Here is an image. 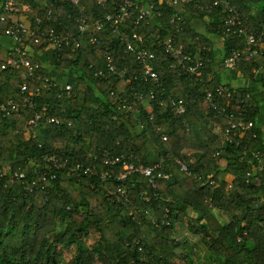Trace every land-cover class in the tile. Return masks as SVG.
Masks as SVG:
<instances>
[{"label": "trees", "instance_id": "16d2710c", "mask_svg": "<svg viewBox=\"0 0 264 264\" xmlns=\"http://www.w3.org/2000/svg\"><path fill=\"white\" fill-rule=\"evenodd\" d=\"M24 1L32 4L33 13H5L0 36H6L13 21H24L32 31L36 16L51 5L54 19L46 27L76 29L82 6L93 23L120 0H105L102 5L96 0ZM229 1L250 31L264 32V0ZM174 11L162 1L149 18L135 22L133 16L121 27L128 35H142L144 45L153 51L150 66L157 80L145 74L143 63L126 50L109 22L103 30L86 33L76 49L69 43L61 57L54 54V68L63 74L60 80L36 53L46 43H34L35 34L29 32L33 72L24 93L20 76L28 75V69L11 67L0 44V101L14 98L22 103L26 95L36 111L46 107V117L57 119L55 124L43 121L33 136L27 125L22 129L31 110L21 107L20 116L0 115V264H64L58 246L75 243L78 250L71 264H264V170L250 154L258 149L264 158V129L259 123L264 112V65L260 58L239 56L232 68L224 66L225 58L245 40L225 32L227 11L213 0L186 5L182 30L171 23ZM92 35L99 44L90 42ZM215 36L221 43L218 58ZM169 37L182 39L191 53L201 49L206 55L201 79L164 52L163 41ZM107 50L115 71L107 65ZM68 72L73 73L70 78ZM45 75L62 89L43 87ZM247 80L255 85H245ZM67 83L70 90H65ZM218 85L225 89L216 101L219 109L239 112L238 105L244 106L246 118L253 122L230 141L223 130L225 113L205 106L207 88ZM180 99L182 113L177 111ZM184 150L199 154L188 163L189 173L176 163L185 161ZM52 156L59 168L48 159ZM111 156L145 166L160 163L170 175L156 179L155 187L139 174L124 180L102 178L106 170L118 174L121 169V163H104ZM86 167L89 172H84ZM49 170L55 177L45 188L25 189L28 181ZM118 187L124 194L117 192ZM185 219L189 232L200 236L198 242L178 240L176 224ZM89 226L100 234L93 247L79 243Z\"/></svg>", "mask_w": 264, "mask_h": 264}, {"label": "built area", "instance_id": "2783aa9c", "mask_svg": "<svg viewBox=\"0 0 264 264\" xmlns=\"http://www.w3.org/2000/svg\"><path fill=\"white\" fill-rule=\"evenodd\" d=\"M74 3H77L78 0H71ZM105 0H96L97 4L102 5ZM149 1V2H148ZM165 1L170 6L174 8V13L171 18V23L177 26V30L183 29V12L185 11V6L189 5L193 0H158V3L150 0H120L119 3L114 6L113 10L109 13H106L102 18H97L93 23L89 22L88 16L84 12V6L81 7V14L76 19V29H71L69 27H64L62 30H56L53 27H46V24L52 23L54 19L53 5L47 7L46 9L39 12L36 16L32 31L30 27L24 21H13L8 28L6 35L11 39L12 46L8 50L6 57L7 62L11 67L22 66L28 69V75L23 73L20 78L21 83V92L27 90V79L33 72V65L31 64L32 57V47L27 40L29 32L35 34L34 43L39 44L45 42L46 46H51L57 53L58 57H61V52L63 48L71 43L73 49H76L81 45L82 37L95 28L97 30H103L106 22L112 24L113 32L119 34L121 39L124 41L126 50L132 52L136 55V58L143 63L145 74H150L154 77L155 80L158 79L157 73L151 70L150 60L155 58L153 51L147 49L144 45V39L142 35L132 32L130 35L121 30L122 24L128 22L130 18L135 16V22L149 18L155 10L159 8V4ZM213 5H221L227 15L225 16L223 25L225 32L235 33L238 36L244 37L245 44L239 50L233 51V54L224 60V66L228 69L232 68L236 62V59L239 56H244L245 59H261L262 65H264V49L262 48L263 44V31L260 33L250 31L245 23L242 21L240 14L231 6L229 0H213ZM1 12L0 21L5 20V13H33V7L30 2H25L24 0H4L0 4ZM157 15H160V12L157 11ZM90 42L94 44H99L98 37L91 36ZM164 52L169 55L176 64L181 68L185 69L186 72L196 75L198 79H201L202 68L204 63L209 59L201 51L197 49L194 53H191L186 49V44L182 39L169 37L163 41ZM107 58L108 67L115 71L116 66L113 62V57L110 51L105 53ZM4 67V66H3ZM102 71H99L101 74ZM43 87L45 88H55L58 87L62 89L61 86H57V83L51 79L48 75L43 77ZM72 88L71 84L65 85V90H70ZM40 88L38 87L36 91L38 92ZM224 87L222 85L215 86V88H207L205 96V106L217 110L218 113H225L226 126L224 127L225 140L230 141L231 138L239 133H242L245 130H248L253 126V122L246 118V108L244 106L238 105L239 112L230 111L226 112L225 108H220L217 106V98L221 97L224 94ZM150 96L153 97V92H150ZM112 100L117 103L119 101L116 95L111 94ZM142 96L139 95L138 99H141ZM22 108H26L32 111V116L26 121L28 130L33 133V136L37 134V131L42 127L41 123L46 121L47 123H57V119L54 117H46V107L41 108L40 111H36V104L33 99L24 96L22 103H18L14 98H9L7 100L0 101V115L6 116L12 113L21 115L20 112ZM122 107H126L125 103H122ZM177 111L182 113L185 111L184 102L180 99L177 102ZM215 126L220 128V125L216 122L213 123ZM252 159L256 160L257 168L264 170V158L263 153L256 149L250 152ZM49 160L53 161V166L59 168L61 165L54 156L48 157ZM251 159V160H252ZM104 163L109 166H114L117 163H121V169L119 173H114L113 170L109 169L102 173V178L115 176L119 180H124L133 174H139L144 177H147L152 185L155 187V180L158 178H167L169 173L163 170V165L156 163L153 165L145 166L142 163H137L135 161L128 160L126 158H121L120 156H111L107 157L104 160ZM176 163L179 169L185 173H189L188 164L182 160H176ZM79 165H76V169ZM89 172L90 168L86 167L84 172ZM12 177L23 178L24 173H12ZM55 177V173L45 171L40 174L37 178L31 179L26 183L25 189L32 192L37 188H45L49 183L50 179ZM117 192L122 195L124 194V189L118 187Z\"/></svg>", "mask_w": 264, "mask_h": 264}, {"label": "rangeland", "instance_id": "374dc122", "mask_svg": "<svg viewBox=\"0 0 264 264\" xmlns=\"http://www.w3.org/2000/svg\"><path fill=\"white\" fill-rule=\"evenodd\" d=\"M214 48H215V54L217 55V58H218V56L221 54V50H220L221 49V43H220V37H218V36L214 37ZM71 76H72V74H71ZM262 111H263V109H262ZM260 119H262L264 121V112L261 113ZM24 125L26 126V124L24 123L22 126V129L24 128ZM190 154L191 155H188L189 159H190L189 161H191V163H193L196 160L197 156H195L194 153H190ZM186 163L188 164L190 162H186ZM179 224H180L179 225L180 228L177 230L178 234H176L178 240L186 241L189 243H196L199 241L200 236L194 235V234L189 232V230L187 228V220L186 219ZM99 239H100V234L96 230V228L93 226H89L87 228V233L81 237L79 243L83 244L86 247H93L94 245L97 244ZM77 250H78V243L77 244L75 243L74 245H72L69 248L63 247V246H58L57 253L60 255L62 263L71 264V263H73V261L76 258ZM95 264H101V263L99 261H96Z\"/></svg>", "mask_w": 264, "mask_h": 264}, {"label": "crops", "instance_id": "0c3cea01", "mask_svg": "<svg viewBox=\"0 0 264 264\" xmlns=\"http://www.w3.org/2000/svg\"><path fill=\"white\" fill-rule=\"evenodd\" d=\"M0 44L3 47V53L6 55L8 50L12 46L11 39L7 35L6 36H0ZM33 53H34V50L32 51V54ZM36 53L42 58V61H44V65L48 68V70H50V74L52 75V77H54L58 80L63 79V74L54 68L53 62L55 61L54 54H56V52L51 46H46L45 48H43L42 50H40ZM71 73L72 72L67 73L69 75V78L71 77ZM72 75H73V73H72ZM245 85H247V86L252 85L253 86V85H255V83H253L250 80H247V81H245ZM260 121H261V123H260ZM259 123L262 125V127L264 129V121L261 119V120H259ZM190 153H194L195 156H197V158L199 157V154L195 151L184 150L183 159L185 160V162L191 163V161H189L190 159L188 156V155H191ZM197 158H196V160H197ZM222 216L227 217V215L225 213H223ZM179 223H181V222H179ZM179 223L176 224V234H178L177 230L180 228Z\"/></svg>", "mask_w": 264, "mask_h": 264}]
</instances>
